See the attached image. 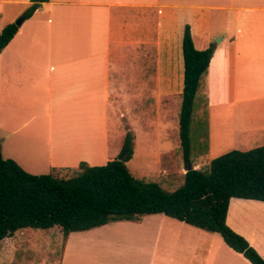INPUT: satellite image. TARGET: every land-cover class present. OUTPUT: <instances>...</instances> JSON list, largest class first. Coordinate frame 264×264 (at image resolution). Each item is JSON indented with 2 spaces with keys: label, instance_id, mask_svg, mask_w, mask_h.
I'll use <instances>...</instances> for the list:
<instances>
[{
  "label": "crops",
  "instance_id": "obj_1",
  "mask_svg": "<svg viewBox=\"0 0 264 264\" xmlns=\"http://www.w3.org/2000/svg\"><path fill=\"white\" fill-rule=\"evenodd\" d=\"M31 4L0 0V34ZM187 24L197 49L216 44L195 98L190 164L205 170L228 151L264 145V0H50L0 53L3 157L33 174L68 172L116 158L131 131L132 161L144 130L157 140V175L171 170L162 160L182 149ZM262 216L264 201L231 199L228 225L264 258ZM64 239L58 264H253L220 233L164 213Z\"/></svg>",
  "mask_w": 264,
  "mask_h": 264
},
{
  "label": "trees",
  "instance_id": "obj_2",
  "mask_svg": "<svg viewBox=\"0 0 264 264\" xmlns=\"http://www.w3.org/2000/svg\"><path fill=\"white\" fill-rule=\"evenodd\" d=\"M32 0L24 13L31 17L42 3ZM19 27L6 25L0 34V53ZM216 44L195 47L190 25L185 26L182 50L184 88L180 112V138L185 164L191 163V122L195 98L207 73ZM135 136L128 131L121 152L102 165L82 161L76 174H33L15 160L4 158L0 149V241L24 228L58 227L66 238L119 220L164 213L191 225L218 232L235 251L253 264L264 258L227 223L233 197L264 201V145L250 150L234 149L211 160L208 169H187L184 182L174 191L159 182L137 178L127 162L134 154ZM125 159V160H124Z\"/></svg>",
  "mask_w": 264,
  "mask_h": 264
},
{
  "label": "rangeland",
  "instance_id": "obj_3",
  "mask_svg": "<svg viewBox=\"0 0 264 264\" xmlns=\"http://www.w3.org/2000/svg\"><path fill=\"white\" fill-rule=\"evenodd\" d=\"M118 115L122 126L131 129L127 114L120 112ZM198 132L199 130L193 132V140ZM137 139L138 155L134 160L127 162L133 175L145 180L161 181L163 184L159 183L167 191L176 190L182 184L181 180L186 170L185 163L181 164V161H185L183 147L181 146L180 153H177V158L174 151L163 156V165H170L169 169L171 170L162 169L160 175H157L158 165L155 158L151 157L152 148L157 144V140L144 130H138ZM206 167L205 169H208L209 165ZM76 173V168H71L68 172L60 171L55 175L69 177ZM261 219L264 222L263 216ZM247 233L251 234L249 231ZM64 244V234L59 231L58 227L49 229L24 228L0 241V264H58L57 261ZM260 247H264V235L261 237Z\"/></svg>",
  "mask_w": 264,
  "mask_h": 264
},
{
  "label": "water",
  "instance_id": "obj_4",
  "mask_svg": "<svg viewBox=\"0 0 264 264\" xmlns=\"http://www.w3.org/2000/svg\"><path fill=\"white\" fill-rule=\"evenodd\" d=\"M24 20H25V17L22 16V17H20V18L17 20L16 24L19 26V25L22 24V22H23ZM218 40H220V38H218ZM124 160H125V159H124ZM191 168H192V165L189 164V165H188V169H191Z\"/></svg>",
  "mask_w": 264,
  "mask_h": 264
}]
</instances>
